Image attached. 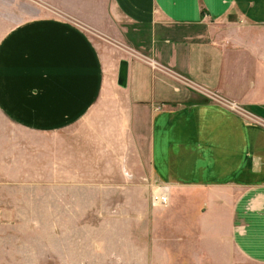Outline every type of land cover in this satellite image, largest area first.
<instances>
[{
  "label": "crops",
  "instance_id": "0c3cea01",
  "mask_svg": "<svg viewBox=\"0 0 264 264\" xmlns=\"http://www.w3.org/2000/svg\"><path fill=\"white\" fill-rule=\"evenodd\" d=\"M96 33L127 61L124 86ZM81 166L166 187L152 264H264V0H0V220L36 202L66 218L72 194L77 218V188L102 185Z\"/></svg>",
  "mask_w": 264,
  "mask_h": 264
},
{
  "label": "rangeland",
  "instance_id": "374dc122",
  "mask_svg": "<svg viewBox=\"0 0 264 264\" xmlns=\"http://www.w3.org/2000/svg\"><path fill=\"white\" fill-rule=\"evenodd\" d=\"M92 35L101 42L104 58L113 67L123 54L119 53L120 50H113L111 43L99 34ZM81 167L86 168L78 172L82 179H94L102 185L77 188L81 190V210L77 218L73 217L75 212L72 208L78 205L73 194L67 202L70 209L66 205L70 210L66 211V218L59 216L57 209L50 213L53 217H45L46 213L39 209L43 204L36 202L32 206L38 211L33 212L32 218L8 217L0 220V239L9 244L18 242V245L28 248L34 264H57L64 256L67 264H75L77 260L81 264H152L149 245L155 241L168 242L170 238L167 230L157 236L158 240H154L152 235L156 226L152 213L164 205L153 204L152 194L165 186L148 177L147 166H142L145 170L130 166L124 172L123 181L115 170L117 166L112 173L109 170L87 172L88 166ZM6 205L10 207L13 203ZM52 205L58 207L57 202ZM12 207L22 210L25 203H15ZM176 215V207L170 203L156 214V220L163 219L166 223L174 220ZM140 246H144L145 250L139 251ZM2 253L0 250V264H13L12 258H5ZM78 254L80 259L75 258Z\"/></svg>",
  "mask_w": 264,
  "mask_h": 264
},
{
  "label": "built area",
  "instance_id": "2783aa9c",
  "mask_svg": "<svg viewBox=\"0 0 264 264\" xmlns=\"http://www.w3.org/2000/svg\"><path fill=\"white\" fill-rule=\"evenodd\" d=\"M208 95L211 97V98H215V99H218V100H221L222 102H224L230 109L234 110V111H237V112H240V113H245L244 109L239 106L238 104H236L235 102L233 101H227V100H223L222 98L216 96L215 94H212V93H208ZM156 191L153 192L152 194V199L154 202H158V203H164L166 202L167 200V194L165 193L164 195H159V193H155Z\"/></svg>",
  "mask_w": 264,
  "mask_h": 264
},
{
  "label": "water",
  "instance_id": "95a60500",
  "mask_svg": "<svg viewBox=\"0 0 264 264\" xmlns=\"http://www.w3.org/2000/svg\"><path fill=\"white\" fill-rule=\"evenodd\" d=\"M126 70L127 61L124 58L118 60L117 72H116V84L119 86H124L126 81Z\"/></svg>",
  "mask_w": 264,
  "mask_h": 264
},
{
  "label": "bare ground",
  "instance_id": "6f19581e",
  "mask_svg": "<svg viewBox=\"0 0 264 264\" xmlns=\"http://www.w3.org/2000/svg\"><path fill=\"white\" fill-rule=\"evenodd\" d=\"M156 192L155 193H159V195H164L165 193H166V187H164V188H162V187H160V188H158L157 190H155ZM154 203H158V202H153V204ZM165 203V202H164Z\"/></svg>",
  "mask_w": 264,
  "mask_h": 264
}]
</instances>
